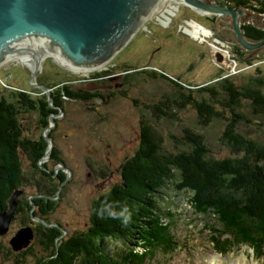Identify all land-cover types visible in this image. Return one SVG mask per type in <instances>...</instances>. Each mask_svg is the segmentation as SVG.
Listing matches in <instances>:
<instances>
[{"label":"rangeland","instance_id":"1","mask_svg":"<svg viewBox=\"0 0 264 264\" xmlns=\"http://www.w3.org/2000/svg\"><path fill=\"white\" fill-rule=\"evenodd\" d=\"M209 1L222 5L217 0ZM246 10L247 15L241 26L243 34L246 36L247 24L252 31L264 35V14ZM215 20V16H201L182 3L164 0L153 10L131 41L99 69L72 68L47 56L40 63L36 78L32 79L31 70L35 66L28 67L20 57L5 59L0 64V99L3 98L6 103L7 96L11 101H16L20 93L35 101L42 96L48 99L52 92L61 94L64 86L74 85L76 89L89 91L99 89L102 87L99 83L110 79L115 83H123L120 88L130 97H114L104 105L64 100L66 112L48 116L46 122L36 111L20 118L26 135L33 140L43 137L47 157L40 165L50 164L51 171L55 173L56 181L53 183L59 182L57 176L63 173L67 175L62 186L64 188L61 187L51 197L50 203L48 200L37 201L39 216L27 223L32 227L40 223L48 226L52 233H58L56 240L59 242L89 228L94 203L121 182L123 164L138 147L137 116L140 111L132 102L133 99H137L142 106L143 101L152 104L164 97L171 99L179 95V88L169 81L153 80L144 72H160L177 80L186 89L183 93L191 91L198 102H210L208 95L200 92L202 86L214 87L224 98L226 89L222 79L227 78L240 88L244 87L251 98L264 96V46L253 51L241 49L236 44L231 26L221 23L216 27ZM192 24L210 33L204 35V32L196 30L197 37H194ZM187 29L191 32L188 33ZM24 54L28 55V52ZM108 73L113 74L108 77ZM93 77L97 78L93 80ZM83 85L86 86L83 88ZM250 97L244 101L246 105L251 102ZM254 122L259 125L264 120L255 118ZM154 127L170 150L177 147V141L185 138L184 130L193 129L206 137L215 157L230 155L220 141L224 121L217 120L204 127L196 111L189 105L178 110L174 119H159ZM242 128L252 138L264 142V126L242 124ZM56 147L60 154H54ZM58 159L64 162V166L56 163ZM23 163L28 179L33 180L30 162L23 158ZM105 167L109 170L106 171ZM102 171L107 175L99 176ZM38 176L34 175L36 178ZM28 184H24L28 199H39L40 196L34 194L35 187ZM198 200L193 192L176 191L175 183L169 186L160 204L167 212L162 225L165 222L169 224L174 244H170L166 251L162 247L154 248L153 256L146 257L144 264H264V255L259 254L258 250L247 243L239 244V240H233V229L228 230L223 221V217L230 213L226 212L225 207L201 208L205 204ZM17 218L10 225L8 233L0 236V264H35L37 257L31 254L20 258L7 254L11 247L10 241L21 229V221L27 219L22 211ZM212 236H219L213 239L215 241L220 237L222 240H231L237 248L225 256L215 252L211 243ZM39 239L40 236L35 235L29 247L34 246L33 252L41 257L45 254L46 244L42 246ZM111 247L121 249L123 244L114 241ZM138 252L144 253L145 249ZM252 253L257 254L256 258Z\"/></svg>","mask_w":264,"mask_h":264},{"label":"trees","instance_id":"2","mask_svg":"<svg viewBox=\"0 0 264 264\" xmlns=\"http://www.w3.org/2000/svg\"><path fill=\"white\" fill-rule=\"evenodd\" d=\"M217 1L229 8H246L264 14V0ZM245 26L247 39L256 42L264 39L263 33L252 31L247 24ZM144 73L153 80L169 81L180 91L176 98L164 97L152 103L151 107L158 110V119H174L178 110L189 105L204 127L217 120L224 121L220 141L230 155L215 157L206 137L193 129L184 130L185 138L177 141V147L170 150L159 131L146 125L136 151L123 164L121 182L94 203L89 228L59 242L56 240L58 233H52L48 226L40 223L32 227L27 222L39 216L37 201L48 200L50 203L51 197L64 185L67 175L57 176L59 182L53 183L55 173L50 164L40 165L46 158L43 137L33 140L26 135L20 118L36 111L46 122L48 116L64 110L63 98L87 100L90 97L79 94L72 85L64 86L61 94L57 91L50 93L51 103L46 96L35 101L24 93H20L16 101L7 96V103L1 98L0 213L7 211L13 193L22 191L15 219L22 211L27 219L21 221V228L31 227L34 236H40L38 242L42 246L46 244L45 254L41 257L33 252L34 246L21 252H14L10 247L7 254L14 258L31 254L37 257L35 264H144L146 257L153 256L154 248L162 247L166 251L170 244H174L169 224L162 225L167 212L162 209L160 201L164 192L175 183L176 191L193 192L198 201L205 204L201 208L225 207L230 213L222 219L228 230L233 229V240L247 243L264 255V142L252 138L242 128V124L264 126V123L258 125L254 122L255 118L264 120V96L251 98L244 87L240 88L227 78L222 79L226 89L224 98L214 87L202 86L200 92L207 94L210 102H198L191 91L183 93L186 89L177 80L160 72ZM248 97L251 102L246 105L244 101ZM58 151L57 147L53 150L54 154H59ZM23 158L30 162L33 180L28 179L24 171ZM56 163L64 166L60 159ZM35 174L39 176L36 178ZM27 183L35 187L34 194L40 196L39 199H28L24 185ZM125 208V215H130L126 224L120 215ZM43 222L46 224V220ZM114 241H119L123 247L113 249L111 243ZM228 243L229 240L223 243L222 251H226ZM141 249L145 252H138Z\"/></svg>","mask_w":264,"mask_h":264},{"label":"water","instance_id":"3","mask_svg":"<svg viewBox=\"0 0 264 264\" xmlns=\"http://www.w3.org/2000/svg\"><path fill=\"white\" fill-rule=\"evenodd\" d=\"M162 1L0 0V64L14 54L28 52L35 66L31 78H36L40 63L46 58L45 50L30 44L40 41L57 50L61 59L72 68L99 69L131 41ZM180 1L201 16H215L216 27L221 23L230 25L241 49L253 51L264 46V39L251 42L242 32L246 9L229 8L209 0ZM48 101L51 103L50 94ZM21 195L22 191L14 192L7 211L0 213V236L8 233L15 220ZM33 239L31 227L21 228L10 245L14 252H21Z\"/></svg>","mask_w":264,"mask_h":264},{"label":"flooded vegetation","instance_id":"4","mask_svg":"<svg viewBox=\"0 0 264 264\" xmlns=\"http://www.w3.org/2000/svg\"><path fill=\"white\" fill-rule=\"evenodd\" d=\"M107 73H105L106 75ZM109 74V73H108ZM147 75V74H146ZM89 76V75H88ZM108 77H111V74L107 75ZM107 77V78H108ZM97 77H93L92 79L95 80ZM91 79V78H89ZM84 84H86V82L83 81ZM98 85V83H97ZM100 86H102L99 89H94V90H85V89H76V91H78L79 94H86L89 95L90 99L88 98L87 100H74V99H69V98H63V100H71L73 101H78V102H94L97 103L99 105H104L106 103H108V100H110L111 98L114 97H118V98H127L129 99L130 97L128 96L127 92H125L122 88L123 83H115L112 81V79L106 81V82H101L99 83ZM86 85H83L82 87H84ZM75 89V88H74ZM52 99V98H51ZM134 104H136L138 106V111H140L139 116L138 117V128H139V140L142 136V131L145 129L146 125L149 127L154 126L155 122L158 121L159 119V114H157L156 111H158L157 109H153V107H151L152 104H148L145 101L142 102V106L140 105V102L137 99H133L132 101ZM64 103H66L64 101ZM51 107H55L53 104H49ZM64 110H62V114H64L66 112V105H64ZM94 110V109H93ZM92 110V111H93ZM159 113V112H158ZM59 114H55V115H60ZM156 120V121H155ZM60 154V151H58ZM64 164V162H63ZM106 171H108L109 169L106 168ZM102 175H107V173L103 172L101 174H99V176ZM55 176V174H54ZM105 177V176H104ZM117 185V184H116Z\"/></svg>","mask_w":264,"mask_h":264},{"label":"bare ground","instance_id":"5","mask_svg":"<svg viewBox=\"0 0 264 264\" xmlns=\"http://www.w3.org/2000/svg\"><path fill=\"white\" fill-rule=\"evenodd\" d=\"M172 1H174V3H175V2L181 3L180 0H172ZM169 12H172V11L170 10ZM193 25H194V24H192V27H193V29H195V32H194L192 35H193L194 37H197V35H196V30L204 32V35H205V34L208 35V34L210 33V32H208V31H206V30L200 29V27L197 26L196 24H195L194 26H193ZM195 27H196V28H195ZM187 32L190 33L191 31H188V30H187ZM30 45H32V47H35V46L37 45L36 47L44 48V50H45V55H44V57L52 56V57L55 58L57 61H59L62 65L70 66L69 63H67L66 61H64V60L61 59V57H60L59 54L57 53V50H52V49L48 48V46L46 45L45 42L34 41V42H32ZM37 49H38V48H37ZM37 49H36V51H37ZM28 56H30V55H27V54H23V55H22V54H20V55L14 54V55H12L9 59H13V57H14V58H15V57H20V58L22 59V61H23L27 66L29 65L30 67H32V66H34V60H32L31 57H29V58L27 59Z\"/></svg>","mask_w":264,"mask_h":264},{"label":"clouds","instance_id":"6","mask_svg":"<svg viewBox=\"0 0 264 264\" xmlns=\"http://www.w3.org/2000/svg\"><path fill=\"white\" fill-rule=\"evenodd\" d=\"M46 156V155H45ZM127 212V209L125 208L124 212H122L120 215L121 217H123V222L126 224L128 222V220L130 219V215H125V213ZM17 214V213H16ZM16 220V219H15ZM14 220V221H15ZM13 221V222H14ZM220 236V235H219ZM219 236H212L211 237V243L212 245L215 247L216 250H221V248H223V243L226 241V240H222L221 237L219 240L215 241L213 240L214 238H219ZM228 240V239H227ZM230 243H228L227 247H226V251H229V250H233V247H236V245L234 244L233 241L229 240ZM239 244H242V243H239Z\"/></svg>","mask_w":264,"mask_h":264}]
</instances>
